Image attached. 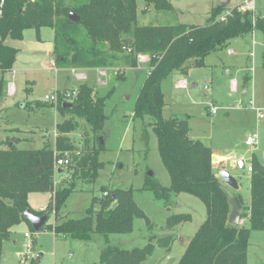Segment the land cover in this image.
<instances>
[{
    "label": "trees",
    "instance_id": "1",
    "mask_svg": "<svg viewBox=\"0 0 264 264\" xmlns=\"http://www.w3.org/2000/svg\"><path fill=\"white\" fill-rule=\"evenodd\" d=\"M146 16L150 9L166 15L173 12L168 0H141ZM0 74L10 71L18 50L5 44L7 39L21 40L23 31L41 28L54 31L53 57L58 68L78 70H107L115 67L134 68L138 55L149 57L146 76L136 97L133 120L148 118L157 139V151L170 184L162 187L147 176L142 190L149 191L158 200L166 201L171 193H186L197 198L205 207L206 218L185 248L177 264H246V252L252 231L264 232V165L252 154L248 165L249 203L243 204L237 194L230 195L215 172L211 148L188 137L187 117L164 118L166 107L161 84L174 72L186 73L205 66V59L226 49L234 39L254 32L262 36L264 46V17L236 8L225 14V8H211L204 26L182 23L173 25H139L137 0H0ZM74 13L78 20H68ZM224 17L223 21L219 18ZM264 66V61H263ZM113 70V69H112ZM123 79V78H122ZM3 80L0 79V94ZM104 98H95L93 89L79 86L71 107L61 100L56 112L68 113L82 119L90 128L84 134L81 148H76L67 134L72 130L65 121L56 125L55 149L45 145L39 150H20L13 143L0 142V260L2 245L10 240L11 231L22 222L29 223L23 213L30 210L35 216H44L29 208L30 193H51L49 211L53 223L45 225L55 237L89 242L99 236L104 248L99 264H141L150 257L155 244L168 249L173 238L150 239L141 248L124 249L109 244L112 234H128L134 219H143L144 212L136 205L131 189L101 187L102 196L92 197L88 213L80 219H62L59 213L73 192L76 181L92 185L98 178L103 163L99 153L97 134L102 131ZM47 103V102H46ZM68 104V103H65ZM40 103H36L39 106ZM102 119V120H101ZM73 153L70 165L55 172L54 163L63 153ZM78 153V155H75ZM65 172L69 182L55 185V175ZM233 198L240 212V223H228ZM47 215V214H45ZM48 216V215H47ZM190 219L189 215H174L166 220L171 228ZM32 264V263H31Z\"/></svg>",
    "mask_w": 264,
    "mask_h": 264
},
{
    "label": "rangeland",
    "instance_id": "2",
    "mask_svg": "<svg viewBox=\"0 0 264 264\" xmlns=\"http://www.w3.org/2000/svg\"><path fill=\"white\" fill-rule=\"evenodd\" d=\"M168 1L173 12L162 15L150 9L144 17L140 13L144 9L143 2L137 0L138 24L182 23L201 27L205 25L211 8L227 2L222 7L227 13L244 2ZM254 2L255 15L261 16L264 14V0ZM53 38L52 29L41 28L38 33L34 29H27L23 31L21 40L7 39L5 42L18 52L11 70L3 76L0 74V79L3 80L0 94L1 147L6 148V143H13L20 150H39L45 145L55 149V137L58 136L56 125L70 120L68 127L72 130L65 135L76 148H81L84 134L95 136L91 134L90 128L82 119L68 113L60 116L56 112L58 104L46 103L44 97L55 93L61 95L65 91L78 92L81 84L91 87L95 98L105 99L101 136L96 135L99 136L98 139L102 138L104 145V150L99 153L103 168L92 185L75 182L74 190L66 199L59 217L83 218L91 207L92 197L102 196L101 187L106 188L107 192L113 189H131L134 201L144 212L149 225L143 219H134L131 233L112 234L109 236V244L124 249L141 248L150 239L154 242V239L172 236L168 249L155 244L152 255L141 264H177L188 242L204 222L206 212L200 200L186 193H171L164 201L156 199L151 192L142 190L149 173L162 187L168 188L170 184L157 151L156 136L151 127H146L148 118L142 121L132 119L149 59L144 64L137 59L136 66L128 70L122 67L112 68L104 78L98 75V69H89L85 71L87 81L80 82L72 74L73 69L53 65ZM243 38L232 41L230 49L235 54L218 51L205 59L204 68L191 69L185 77L176 76L177 80L185 78L187 82L194 81L198 90L174 88L175 78L170 76L162 83L161 93L164 101L177 102L173 113L190 117L192 137H198L213 151L227 157L234 155L239 159L242 156L246 167L252 154L264 165V119H258L255 111L258 108L264 114V48L259 32ZM81 72L83 71H75L79 74ZM204 81L210 82L207 92L201 89ZM9 83H13L15 87L13 95L7 89ZM230 86L233 88L232 92ZM244 90L247 93L243 94ZM36 103L40 105L36 106ZM204 103L218 108L216 114L208 115L209 111L205 109ZM163 116L167 118V113H163ZM246 130L257 137V145L253 149L244 144ZM45 134L49 136L48 139ZM64 154L58 159L64 157ZM67 154L71 160L73 153ZM219 162L218 165L214 164L217 176L219 171L228 170L238 186V190H234L221 182L227 192L230 195H240L244 205L249 203V172L246 168L231 169ZM61 182L68 183L69 180L55 175V185ZM27 199L31 210L48 215L46 225L53 223V214L47 209L51 206L53 194L30 193ZM179 214L189 215L190 219L174 227H166L167 218ZM242 221L247 224L245 220ZM24 234L29 237H24ZM103 248L104 241L97 235L89 242L59 238L47 230L35 232L30 223L22 222L12 229L10 240L3 243L0 264H99ZM22 259L25 260L22 262ZM248 264H264V232H251Z\"/></svg>",
    "mask_w": 264,
    "mask_h": 264
},
{
    "label": "built area",
    "instance_id": "3",
    "mask_svg": "<svg viewBox=\"0 0 264 264\" xmlns=\"http://www.w3.org/2000/svg\"><path fill=\"white\" fill-rule=\"evenodd\" d=\"M1 7H2V2L0 3V9H1ZM237 11L242 12V13L248 11V12H251L253 15H255L256 13H255V2H254V0H244V2L239 4V6L237 7ZM228 14H229V12L225 13L224 15L226 16ZM219 20L223 21L224 17L219 18ZM137 59H138L139 63L144 64L148 61L149 57H147L145 55H138ZM71 72L76 77V79L79 81H83L84 79H86L83 74L75 73L74 70H72ZM12 73H14V72H12ZM98 75L100 77H103V78L106 77V70H99ZM178 86L184 88L185 83L179 82ZM7 89L9 91L10 95L14 94L13 83H9ZM203 90L208 91V86L205 85L203 87ZM76 96H77V91H65V92L61 93V95L58 93L47 95L44 97V101L47 103L56 105L61 100V102L65 104V103H71L76 98ZM250 104L253 105V102L250 101ZM206 108L209 111L208 112L209 115H214L218 111V108L214 107L211 104H207ZM255 111H256V115H257L258 119H264V114H263V111L261 109L257 108V109H255ZM48 137L49 136L47 134H45V138L48 139ZM244 144L246 147L253 149L257 145V137L253 136L252 134H249L245 138ZM225 161H228L232 165L238 167V164L241 160L237 159L235 156H232V157H229L226 160H224V162ZM220 163H222V162H220ZM213 164H216L215 160L213 161ZM69 165H70V159H69L68 154L65 153L64 157H61L60 159H56V161L54 163V170H55V172H61V170L64 171L65 169H67V167ZM244 168H246V170L249 173L251 172V167L248 164L246 167L244 166ZM59 174H61V176H63L64 178L68 177V174L65 172H62ZM24 236L29 237L28 234H24ZM24 260L25 259H22L21 261L23 262Z\"/></svg>",
    "mask_w": 264,
    "mask_h": 264
},
{
    "label": "crops",
    "instance_id": "4",
    "mask_svg": "<svg viewBox=\"0 0 264 264\" xmlns=\"http://www.w3.org/2000/svg\"><path fill=\"white\" fill-rule=\"evenodd\" d=\"M255 11H256V5H255ZM257 14V13H256ZM261 16H264V14H261ZM239 39H241V38H239ZM242 39H244V38H242ZM234 40H236V39H234ZM234 40H232V41H234ZM232 41L229 43V45H228V47L226 48V49H223L224 51H227V53L228 54H230V55H233V54H235V51H233V50H231L230 49V46H231V43H232ZM263 48H264V46H263ZM222 50V51H223ZM52 52H53V48H52ZM217 53V52H216ZM215 53V54H216ZM54 65V64H53ZM55 66V65H54ZM56 67V66H55ZM205 67V66H204ZM203 67V68H204ZM62 69H64V68H62ZM194 69H196V68H194ZM91 70V69H90ZM109 70H112V69H107L106 70V72L107 71H109ZM128 70V69H127ZM191 70V69H190ZM190 70H188L186 73H181V72H174V73H172L170 76H173L175 79V85H174V88H177V89H180V90H187V89H190V90H198V85L196 84V83H194V81H189V82H187V81H185V78L184 79H179V80H177L178 78L176 77V76H188L189 75V71ZM78 71H83V72H81V74H83L84 75V77L86 78V75H85V71L86 70H78ZM95 71V70H94ZM113 72V71H112ZM228 75H229V73H227ZM210 75V74H209ZM169 76V77H170ZM209 78H210V76H209ZM75 79V78H74ZM166 80V79H165ZM164 80V81H165ZM84 82L85 81H87V79H84L83 80ZM163 81V82H164ZM81 82V81H80ZM162 82V83H163ZM179 82H184L185 83V87L184 88H182V87H180V86H178V84H179ZM162 85V84H161ZM205 85H207L208 86V90L210 89V82L209 81H204L203 83H202V86H201V89H202V91L203 92H207V91H204L203 90V87L205 86ZM230 89H231V86H230ZM232 90H233V88L231 89V92H232ZM16 91H15V87H14V93H15ZM245 93H247V90H244L243 91V94H245ZM165 104H166V107H165V109H164V112L163 113H167V118H169L170 116H178V117H187L188 118V125H189V132H188V137H189V139H191V140H199L200 141V139L198 138V137H192L191 136V129H190V121H191V119H190V117L189 116H187V115H185V114H176V113H173V111H174V107H175V105L177 104V102H175V101H169V102H166L165 101ZM204 106H205V109H206V105H205V103H204ZM209 115V114H208ZM246 134H245V137H247L249 134H251L250 132H248V130H246V132H245ZM205 145V144H204ZM207 146V145H206ZM208 147H210V146H208ZM211 148V147H210ZM211 151H212V162L215 160V162H216V164L218 165V161H220V162H222V163H220L219 162V164H221V165H224V166H229L231 169H236V168H239V164H238V167H236V166H234V165H232L230 162H228V161H225L224 162V160H226L227 158H229V157H227L226 155H224V154H220V153H218V152H216V151H213L212 149H211ZM234 156V155H233ZM230 157H232V156H230ZM236 157V156H235ZM241 158H243L242 156L239 158V160H241L242 161V159ZM243 162V164H244V161H242ZM226 171H228V170H226ZM230 174V173H229ZM231 175V174H230ZM232 176V175H231ZM218 177V176H217ZM233 177V176H232ZM238 190V189H237ZM240 196V195H239ZM241 197V196H240ZM244 202H246V201H244ZM248 203L246 202V205H247ZM42 211V210H41ZM38 212H40V211H38ZM241 222V221H240ZM242 223H243V221H242ZM25 237V236H24ZM250 239V238H249ZM248 249H249V244H248V248H247V252H246V264H248Z\"/></svg>",
    "mask_w": 264,
    "mask_h": 264
},
{
    "label": "water",
    "instance_id": "5",
    "mask_svg": "<svg viewBox=\"0 0 264 264\" xmlns=\"http://www.w3.org/2000/svg\"><path fill=\"white\" fill-rule=\"evenodd\" d=\"M226 3L227 2L221 3L219 5V7H221V8L224 7ZM68 20L71 21V22H76L78 20V18L76 17V15L74 13H69ZM65 106L71 107L72 104L71 103L64 104V107ZM98 143L101 146L103 145L102 138L98 139ZM239 168L241 170L244 169V164H243L242 161L239 162ZM148 176L152 177V174L149 173ZM218 178L223 184L227 185L228 187H230V188H232L234 190L238 189V186H237L235 178L232 177L229 174L228 171H226V170L219 171ZM230 204H231V213L229 215L228 223L231 224V225H238V224H240L239 208L236 205V202H235V200L233 198L230 199ZM23 217L32 225V227H33L35 232L43 231L44 227L46 225V221L48 219L47 215L38 217V216H35L30 210L25 211L23 213Z\"/></svg>",
    "mask_w": 264,
    "mask_h": 264
}]
</instances>
